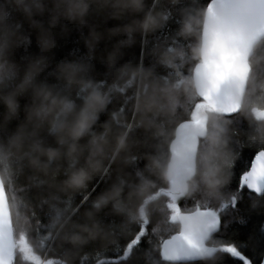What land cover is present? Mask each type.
I'll return each mask as SVG.
<instances>
[{"label":"trees","instance_id":"trees-1","mask_svg":"<svg viewBox=\"0 0 264 264\" xmlns=\"http://www.w3.org/2000/svg\"><path fill=\"white\" fill-rule=\"evenodd\" d=\"M211 1L0 0V174L14 264H171L162 245L180 227L170 148L204 103L193 71ZM253 59L264 67V40ZM93 93L105 98L94 118L85 110ZM149 102L159 107L149 110ZM263 110L264 88L250 80L240 114L209 113V132L212 123L223 127L227 144L209 160V140L201 141L197 186L176 204L181 213L211 210L225 219L209 243L215 264L264 260V199L240 186L248 161L264 151ZM209 168L220 169L211 196L201 180ZM79 171L86 179L70 187ZM102 198L108 202L97 209ZM231 244L243 254L231 257Z\"/></svg>","mask_w":264,"mask_h":264},{"label":"water","instance_id":"water-1","mask_svg":"<svg viewBox=\"0 0 264 264\" xmlns=\"http://www.w3.org/2000/svg\"><path fill=\"white\" fill-rule=\"evenodd\" d=\"M264 40V0H212L207 7L201 41V61L193 71V82L198 97L215 114L235 116L241 113L250 81L251 59L255 48ZM217 42L228 46L241 57L247 71L220 82L213 99L206 98L209 90L208 67L210 50ZM264 121V110L258 114ZM209 133V118L201 114L198 120L179 125L176 138L171 144L169 178L172 184L183 187L197 171L199 145ZM262 152V151H260ZM247 188V187H246ZM250 193H259L247 188ZM220 218L211 210L192 213H177L174 222L180 230L162 245V256L171 264H189L202 261L204 251H190L202 248L208 251L219 228H210L209 222ZM15 236L10 203L0 174V264H13L15 257Z\"/></svg>","mask_w":264,"mask_h":264},{"label":"snow or ice","instance_id":"snow-or-ice-1","mask_svg":"<svg viewBox=\"0 0 264 264\" xmlns=\"http://www.w3.org/2000/svg\"><path fill=\"white\" fill-rule=\"evenodd\" d=\"M208 67L212 70L209 77V90L206 93V98L213 99L214 92L218 91L220 82L229 79L232 76H240L243 72L247 71V65L241 63L240 55L232 50L227 42H217L210 50V59ZM243 165V157L237 161V166ZM241 188L246 186L248 189L253 190L260 194L261 199H264V151L257 152L248 161V167L242 171L240 175ZM239 203V198L233 197L232 203L229 206L235 208ZM210 228L224 229L227 227L225 219L220 217L217 220L209 222ZM206 251L202 248H193L191 252ZM226 251L231 257H239L243 253L237 245H225ZM264 264V260L261 261Z\"/></svg>","mask_w":264,"mask_h":264},{"label":"clouds","instance_id":"clouds-1","mask_svg":"<svg viewBox=\"0 0 264 264\" xmlns=\"http://www.w3.org/2000/svg\"><path fill=\"white\" fill-rule=\"evenodd\" d=\"M253 56H255V51L253 52ZM250 80L253 87L259 86L260 88H264V67L259 66V61L253 59L250 71ZM259 84L257 85V82ZM105 103V98L98 93H93L86 101L85 110L89 113V115L94 118L95 113L103 108ZM159 106L155 102H149L148 108L149 110L158 108ZM209 121L212 122L213 118L209 116ZM92 120L90 119L87 124L79 129L74 130V135L78 138L80 135H83L84 132L87 131V127H90ZM213 130L208 134V140L210 143V149L208 153V159L212 160L214 158H220L223 155V150L227 144L226 139L224 138L225 129L220 127L219 125L212 123ZM49 160H54L57 158L58 153L55 151L49 150L47 153ZM220 169L219 168H209L208 171L203 173L201 176V180L207 190L208 195H213L215 190L219 187L220 182ZM86 179V175L82 172H74L69 180L66 182L70 187H79L83 184V181ZM197 186V180L195 178H189L186 181L185 186L181 188L182 194H188L195 190ZM108 199L102 198L95 207L99 209L102 205L106 204ZM69 242L75 243L74 238L69 237ZM200 259L204 262V264H215V253H211L209 251H204L200 254Z\"/></svg>","mask_w":264,"mask_h":264},{"label":"rangeland","instance_id":"rangeland-1","mask_svg":"<svg viewBox=\"0 0 264 264\" xmlns=\"http://www.w3.org/2000/svg\"><path fill=\"white\" fill-rule=\"evenodd\" d=\"M210 112H211V110L207 107V105L205 103L198 104L196 107V110L194 112V115H193V121L198 120V118L201 114L209 115ZM181 188L182 187H179V186L172 184L171 188L169 190V195H170V199H171V208L174 211V215L177 213H181L177 209V206H176L179 197L182 195ZM173 218H174V216H173ZM209 252L213 253L212 250H209ZM14 259H15V257H14ZM42 264H44V263H42Z\"/></svg>","mask_w":264,"mask_h":264},{"label":"flooded vegetation","instance_id":"flooded-vegetation-1","mask_svg":"<svg viewBox=\"0 0 264 264\" xmlns=\"http://www.w3.org/2000/svg\"><path fill=\"white\" fill-rule=\"evenodd\" d=\"M208 118H209V117H208ZM209 250H212V251L214 252V250H213V249H211V248H209V245H208V251H209Z\"/></svg>","mask_w":264,"mask_h":264},{"label":"built area","instance_id":"built-area-1","mask_svg":"<svg viewBox=\"0 0 264 264\" xmlns=\"http://www.w3.org/2000/svg\"><path fill=\"white\" fill-rule=\"evenodd\" d=\"M14 264V263H13Z\"/></svg>","mask_w":264,"mask_h":264}]
</instances>
